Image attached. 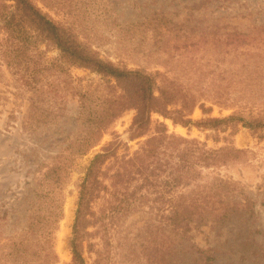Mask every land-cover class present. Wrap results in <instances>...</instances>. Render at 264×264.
<instances>
[{"label": "trees", "instance_id": "obj_1", "mask_svg": "<svg viewBox=\"0 0 264 264\" xmlns=\"http://www.w3.org/2000/svg\"><path fill=\"white\" fill-rule=\"evenodd\" d=\"M111 4L112 0H0V69L6 68L23 85L41 91L32 107L38 113L32 119L26 116L24 129H36L40 123L53 121L56 112L42 103L64 100L66 89L79 103L78 130L66 136L64 147L32 172L34 184L25 226L17 237H7L6 251L2 252L4 263L0 264L57 262L52 229L62 216L63 189L73 160L96 145L105 129L130 108L135 113L128 138H145L132 152L120 155V141L111 140L89 159L78 184L68 239L71 260L65 264H88L84 253L96 255L93 264H110L105 252L92 241L105 215H113L119 208L134 212L149 199L153 202L150 207L159 211L163 219L155 228L163 235L164 250L155 249V257L152 250L145 253L158 258L155 264H183L186 257L198 261L199 255L209 263L215 258L211 252L215 249L198 246L194 232L208 227L218 234L235 214L254 213L252 196L241 192L239 196L235 184L215 172L220 166L239 160L243 150L230 144L207 147L195 137L169 132L163 121L156 120L152 125L151 114L158 113L174 125L217 132L231 128L234 133L241 124L262 136L264 102L245 105L224 116H208L211 106L197 100L166 72L150 70L143 63L127 67L126 62L121 64L120 60L101 55L97 47L107 40L104 31L123 28L122 23L112 19ZM152 15L159 19L132 22L127 27L147 24L156 34L175 27L166 13ZM221 34L224 32L217 33ZM225 34L236 43L245 38L252 42L257 37L251 31L235 29ZM49 49H55L57 54L47 58ZM155 51L148 49L143 53L146 63ZM71 67L96 73L99 79L82 84L80 78L72 79ZM260 69L255 66L252 71L261 74ZM195 106L202 113L198 119L190 117ZM151 192L156 194L148 198ZM105 194L115 198L122 195L119 203L125 201V205L111 208L108 203L107 208L95 210L94 200ZM145 230L149 233L151 228L146 226Z\"/></svg>", "mask_w": 264, "mask_h": 264}, {"label": "rangeland", "instance_id": "obj_2", "mask_svg": "<svg viewBox=\"0 0 264 264\" xmlns=\"http://www.w3.org/2000/svg\"><path fill=\"white\" fill-rule=\"evenodd\" d=\"M110 7L112 19L122 23L123 28L115 32L104 31L107 40L97 47L101 55L116 62L120 60L121 64L126 62L127 67L143 63L150 70L166 72L176 83L189 89L197 100L211 106L208 116H224L245 105L264 102V0H112ZM153 12L166 13L175 27H170L164 34H156L147 24L127 27L129 23L149 18L158 20ZM233 29L251 31L257 37L252 42L245 38L236 43L225 34ZM220 32H224L222 37L217 35ZM148 49L156 51L146 63L143 53ZM56 54L55 49H49L46 55L51 58ZM255 66L263 73H253ZM69 72L73 80L78 77L82 84L99 79L96 73L82 68L71 67ZM65 93L64 100L42 103L56 112L53 121L26 130L25 118H35L38 113L32 107L33 102H38L41 91L23 85L6 68L0 69V263H4L2 252L6 251L7 237H17L25 226L34 184L32 172L64 147L66 136L78 130L79 103L70 97L67 89ZM134 113L133 108L123 111L105 129L96 145L73 160L63 189L62 216L52 229V242L58 256L54 264L71 260L68 239L78 184L89 159L111 140L120 141L117 149L120 155L132 152L145 138H128ZM201 116L199 107L195 106L190 117L198 119ZM156 120L163 121L169 132L195 137L204 141L207 147L230 144L243 150L239 160L220 166L215 172L231 180L239 196L247 193L254 199V213L235 214L226 221L220 233L208 227L194 232L193 239L198 246L215 249L211 251L215 256L213 260L206 263L199 255L198 261L186 257L183 264H264V135L258 136L241 124L236 126L234 133L231 128L224 132L201 130L196 126L187 128L152 113V125ZM155 194L148 193V198ZM120 197L105 194L94 200L93 207L97 211L107 208L108 203L111 208L115 205L123 207L125 201L120 204L122 195ZM149 200L134 212L119 208L113 215L105 213L107 215L92 241L105 252L110 264H155L158 260L149 257L151 253L145 255L147 250H152L155 257V249L164 250L163 235L155 228L163 219L159 217V211L150 207L153 202ZM146 226L151 228L149 233ZM84 256L88 264H93L96 258L94 253H84Z\"/></svg>", "mask_w": 264, "mask_h": 264}]
</instances>
